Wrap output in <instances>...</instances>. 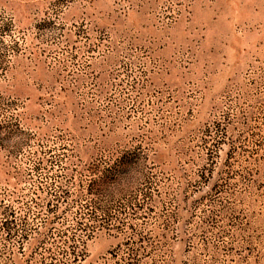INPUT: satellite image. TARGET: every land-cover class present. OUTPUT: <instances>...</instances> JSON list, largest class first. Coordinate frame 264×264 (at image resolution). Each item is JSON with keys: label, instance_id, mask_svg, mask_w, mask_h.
<instances>
[{"label": "rangeland", "instance_id": "1", "mask_svg": "<svg viewBox=\"0 0 264 264\" xmlns=\"http://www.w3.org/2000/svg\"><path fill=\"white\" fill-rule=\"evenodd\" d=\"M0 264H264V0H0Z\"/></svg>", "mask_w": 264, "mask_h": 264}]
</instances>
